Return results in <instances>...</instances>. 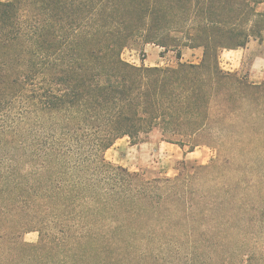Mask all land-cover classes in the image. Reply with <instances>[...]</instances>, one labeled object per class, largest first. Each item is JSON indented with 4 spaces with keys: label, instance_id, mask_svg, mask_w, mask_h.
Listing matches in <instances>:
<instances>
[{
    "label": "trees",
    "instance_id": "1",
    "mask_svg": "<svg viewBox=\"0 0 264 264\" xmlns=\"http://www.w3.org/2000/svg\"><path fill=\"white\" fill-rule=\"evenodd\" d=\"M87 1L76 12L72 0H0V264H193L235 219L251 222L236 168L182 160L175 176L148 178L105 152L153 131L191 152L211 145L210 124L231 140L236 113L263 108L264 84L220 67L219 50L249 37L223 18L230 1L244 14L264 0ZM143 44L202 56L122 59Z\"/></svg>",
    "mask_w": 264,
    "mask_h": 264
},
{
    "label": "rangeland",
    "instance_id": "2",
    "mask_svg": "<svg viewBox=\"0 0 264 264\" xmlns=\"http://www.w3.org/2000/svg\"><path fill=\"white\" fill-rule=\"evenodd\" d=\"M72 1V7H76L74 10L76 12L82 9L85 10L84 7L89 3L87 0ZM65 3H68V0H63V4ZM229 3V12L223 18L228 22L224 28L232 27L235 32H243V34L249 35L245 43V45L248 44L249 49L243 54L239 76L250 81L247 73L253 55L260 54L264 58V2L256 4L254 7L251 3L252 10L250 11L249 8L244 9V14L238 13L236 9H231L236 8L237 4L235 2L230 1ZM67 13L70 17H73V14L62 8V14L67 15ZM192 23L190 21L189 25ZM177 49L164 50L155 44H143L124 48L121 57L135 65L175 66L178 61H181L177 58ZM190 49L189 47L180 48V58L184 62L199 59L202 52L201 47L192 48L198 50V55L197 53H191L193 51ZM235 49H241V47ZM227 50L229 49L221 48L218 52L219 65L222 69ZM258 84H264V80ZM253 107L254 110L249 109L250 111L236 113L231 140L223 138L217 130L218 127L215 126L214 128L213 124H210L208 131L209 136H211V145L198 146L187 157L174 159L175 155L179 156L181 149L173 143L164 144L154 156L151 149L141 152L138 150L130 151L125 145V142L130 144L128 137L118 139L116 145L114 144L105 152L107 160L111 162L118 161L130 171L145 173L148 178L175 176L178 172L179 162L182 160H185L187 164L205 165L213 159L222 160L226 158L236 168L234 177L240 183L238 192L244 195V199L251 204V209L246 215L251 219V222L243 224L242 220L235 219L237 227L229 232L230 237L216 241L215 244L210 242L199 255L194 256L193 264H264V207H262L264 206V114L255 117L253 113L254 111L264 113V103L263 108L260 104L253 105ZM215 108L216 106L212 105L211 111L214 112ZM159 136L157 131H153L144 139L155 141L159 139ZM183 149L186 150V147ZM245 182L248 183L247 188ZM225 214L228 216L229 212ZM241 216L245 217L243 212L239 211L236 217ZM38 238L37 231H30L22 235V239L31 244L36 243ZM189 256L185 255L180 260L174 258L173 262L176 264H191ZM159 264H162V262H159Z\"/></svg>",
    "mask_w": 264,
    "mask_h": 264
},
{
    "label": "crops",
    "instance_id": "3",
    "mask_svg": "<svg viewBox=\"0 0 264 264\" xmlns=\"http://www.w3.org/2000/svg\"><path fill=\"white\" fill-rule=\"evenodd\" d=\"M248 49H249L248 44H246L244 47H241V49H229V50H227L225 53L224 61H223V64H224L223 69L226 71L235 72V73L239 74V72L242 68L243 54ZM190 50L193 51L191 53H197V55H198V50H196V49H190ZM201 56H202V52L199 56V59H196L195 61H190V62L197 63L200 60ZM180 60L183 61L182 58H180ZM247 74H248L249 79L252 83L258 84L264 80V58L262 55H260V54L253 55ZM156 141H157V146H156ZM164 144H172V143L162 141L160 139H157L155 141L154 140L153 141H151V140L145 141V142H142L138 145H132L131 143L127 144V142H125V145H127V148L130 151L138 150L141 152L143 150L151 149L153 156L156 155V153L161 150V148L164 146ZM115 145H116V143H115ZM180 149L181 150H180L179 156L175 155L174 159H177L179 157H187L188 154L192 153V151L188 152L185 149H182V148H180ZM113 163L120 164L118 161H115ZM120 165H122V164H120Z\"/></svg>",
    "mask_w": 264,
    "mask_h": 264
}]
</instances>
